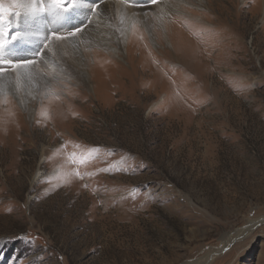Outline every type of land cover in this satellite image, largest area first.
Listing matches in <instances>:
<instances>
[{"label":"rangeland","instance_id":"obj_1","mask_svg":"<svg viewBox=\"0 0 264 264\" xmlns=\"http://www.w3.org/2000/svg\"><path fill=\"white\" fill-rule=\"evenodd\" d=\"M200 1L101 0L90 22L77 7L29 26L0 0L31 34L6 58L66 37L0 78V264H264V0ZM111 5L139 19L122 59L81 48Z\"/></svg>","mask_w":264,"mask_h":264},{"label":"snow or ice","instance_id":"obj_2","mask_svg":"<svg viewBox=\"0 0 264 264\" xmlns=\"http://www.w3.org/2000/svg\"><path fill=\"white\" fill-rule=\"evenodd\" d=\"M128 2L133 6H139L140 0H128ZM149 2L156 3L157 0H149ZM13 3L16 8L27 7L28 11H26L24 15L30 18H35L39 14H48L49 9H53L56 12H64L68 16H71L72 12H74L77 7L82 6L88 9L86 15L89 17L88 22H90V17L93 14H99L101 11L99 8L101 0H85L83 4H78L77 0H29L27 5L21 3L20 0H13ZM11 15H13L11 9L5 10L0 6V78H3V76L9 72H15L19 78L22 69H28L29 66L36 63L34 57L43 56L44 49L47 48L53 38L56 40H63L66 38L61 35L59 31H52L48 33L47 36L43 37L40 47L35 49L34 52H12L11 57L6 58L10 45L14 47L16 42L24 40L30 35L27 31L22 34L19 30V23L15 26L17 30L13 31L11 22L8 20V17ZM14 15L19 18L21 17V12L16 11ZM82 30V26L73 19L69 35H75Z\"/></svg>","mask_w":264,"mask_h":264},{"label":"bare ground","instance_id":"obj_3","mask_svg":"<svg viewBox=\"0 0 264 264\" xmlns=\"http://www.w3.org/2000/svg\"><path fill=\"white\" fill-rule=\"evenodd\" d=\"M197 1H199V2H201L200 0H197ZM20 2L21 3H23V4H25V5H27L29 2L27 1V0H20ZM204 2V1H203ZM81 4H83V3H81ZM109 4V3H108ZM111 4V3H110ZM124 5V4H123ZM113 5H111V7H112ZM80 8V10H81V12H82V14L83 15H85V16H87L86 15V12L88 11V9L87 8H85V7H79ZM115 8V9H114ZM125 8V7H124ZM19 9V11L23 14V16H25L24 15V13L26 12V11H28V9H27V7H23V8H18ZM113 9H114V13L116 14V20H114L113 22H115V25H113L112 23H106V22H104L103 23V25H104V29H102V34L100 33L99 34V36H91V35H88V38L87 37H85V36H83L82 37V46H81V48H83L84 47V49H87V47H91V46H94V45H97V46H100V47H104L105 49H108V50H110V51H112V52H109V53H113L114 52V54H116V57L118 58V59H122V55H121V51L123 50L122 49V47H123V45H124V38H125V36H126V30H127V26H128V24L132 21V20H135V19H138V17H133L132 15H130L129 13H131V11L129 12V11H127V10H124L122 7H121V5H118V6H113ZM127 9H128V7H127ZM130 9V8H129ZM169 9V8H168ZM172 9V8H171ZM135 10V9H134ZM137 10V9H136ZM141 10V9H140ZM147 11V10H146ZM149 11V10H148ZM157 11V10H156ZM169 11V10H168ZM135 12V11H134ZM109 13H112L113 14V12H110L109 11ZM137 13V12H136ZM21 14V15H22ZM138 14H139V16H140V14H142V12H138ZM57 15V14H56ZM113 16H114V14H113ZM162 16V15H161ZM38 15L35 17V18H30V17H28V16H25V18H27L28 20H27V22H28V25L30 26H38V24L35 22L36 20H38ZM45 18V17H44ZM139 18H141V17H139ZM155 18V17H154ZM191 19V18H190ZM44 20V19H43ZM139 20V19H138ZM141 21H143V22H146V18L144 19H142ZM156 21V20H155ZM189 21V20H188ZM187 21V22H188ZM42 22V21H41ZM23 24V23H22ZM94 24V23H93ZM23 26V25H22ZM32 29V28H31ZM119 29V30H118ZM30 30V29H29ZM56 30V29H55ZM47 31V30H46ZM42 32V30L41 29H39L38 28V31L36 30L35 32H34V34H35V36H33V38L34 37H37L38 38V34L39 33H41ZM42 33H44V32H42ZM31 35V34H30ZM30 35H28L29 37H30ZM94 35V34H93ZM27 36V37H28ZM40 36H41V34H40ZM175 38L176 39H178V36L176 37L175 36ZM174 38V39H175ZM39 39V38H38ZM30 40V39H29ZM40 40V39H39ZM72 40V39H71ZM80 40V39H79ZM31 41V40H30ZM41 41H42V38H41ZM57 41V40H56ZM68 42V41H67ZM81 42V41H80ZM79 42V43H80ZM175 42H177V41H175ZM143 43V41H140L139 40V42L137 43V45H135V46H137V47H141V54L144 56L145 55V53H146V51H145V49H143L142 48V45H140V44H142ZM56 43L53 41V39L51 40V43H49V48L51 49V50H54L55 48H56V45H55ZM62 46V45H61ZM134 46V47H135ZM64 47L69 51V48H70V45H69V43H68V45L67 44H64ZM73 47V46H72ZM125 47V46H124ZM64 48V49H65ZM80 48V47H79ZM62 49V48H61ZM102 49V48H101ZM88 50V49H87ZM72 51V50H71ZM71 51H69L68 53L69 54H67L68 56H67V58L68 59H70V61H72V62H74V58L73 59H71V56H69L70 55V53L72 54V52ZM76 51V50H75ZM78 52V51H77ZM166 53V52H165ZM165 53H164V56H165ZM75 54V53H74ZM51 55V54H50ZM73 55V54H72ZM79 55V54H78ZM46 56H47V54H46ZM46 56H45V58H46ZM63 56V55H62ZM74 56V55H73ZM142 56V57H143ZM64 57V56H63ZM49 58V57H48ZM54 58V57H53ZM59 58V57H58ZM144 58H145V56H144ZM49 60H51V58H49ZM42 61V60H41ZM51 63V62H50ZM74 63H76V66H79V63L76 61V62H74ZM40 64V63H39ZM52 65H54L55 64V62H52L51 63ZM41 65V64H40ZM44 66V65H43ZM80 66H81V70L79 71V73H74V72H70L69 74H71L72 76H74V77H76V78H79L80 80H83L85 83L86 82H88V81H90V76H89V67H88V65H87V63H86V61H81V64H80ZM103 66V65H102ZM40 67V66H39ZM73 67V66H72ZM48 68V67H47ZM71 69V68H70ZM104 69H105V67H104ZM109 69L110 68H108L107 67V69L105 70V73H107V72H109ZM107 71V72H106ZM77 72V71H76Z\"/></svg>","mask_w":264,"mask_h":264}]
</instances>
